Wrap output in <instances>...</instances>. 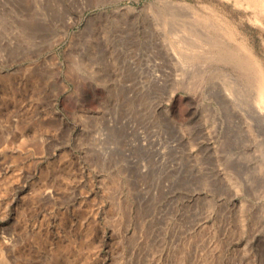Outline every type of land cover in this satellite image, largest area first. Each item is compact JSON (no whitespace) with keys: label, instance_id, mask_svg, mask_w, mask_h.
Masks as SVG:
<instances>
[{"label":"rangeland","instance_id":"rangeland-1","mask_svg":"<svg viewBox=\"0 0 264 264\" xmlns=\"http://www.w3.org/2000/svg\"><path fill=\"white\" fill-rule=\"evenodd\" d=\"M263 105L264 0H0V264H264Z\"/></svg>","mask_w":264,"mask_h":264},{"label":"bare ground","instance_id":"bare-ground-1","mask_svg":"<svg viewBox=\"0 0 264 264\" xmlns=\"http://www.w3.org/2000/svg\"><path fill=\"white\" fill-rule=\"evenodd\" d=\"M261 104V103H260ZM261 107H264V105L263 106H261Z\"/></svg>","mask_w":264,"mask_h":264}]
</instances>
